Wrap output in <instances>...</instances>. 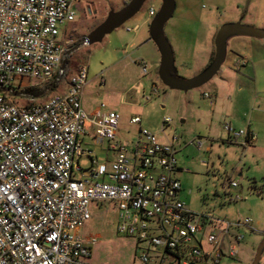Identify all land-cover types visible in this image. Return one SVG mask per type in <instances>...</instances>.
<instances>
[{"label": "built area", "instance_id": "obj_1", "mask_svg": "<svg viewBox=\"0 0 264 264\" xmlns=\"http://www.w3.org/2000/svg\"><path fill=\"white\" fill-rule=\"evenodd\" d=\"M155 15L150 7L148 17ZM74 19V0H0V264H85L96 242L83 240L78 229L90 220L91 205L106 203L117 211V233L135 241L138 264H220L235 258L237 247H226L225 239L233 228L253 231L252 221L225 222L190 211L179 199L178 139L160 141L139 128L130 144L117 141L114 112L104 104L91 113L82 107L86 68L64 93L42 104L8 101L25 79L47 82L62 72L71 51L69 41L58 43L59 28ZM137 65L146 77V62ZM158 94L152 82L143 101ZM170 124L165 118L160 132ZM89 131L92 145L105 146L112 160L81 149L80 139ZM222 131L228 142L241 141L243 147L255 139L229 123ZM204 145L195 143L198 150ZM83 156L90 159L86 169L80 166ZM232 238L239 244L244 237Z\"/></svg>", "mask_w": 264, "mask_h": 264}, {"label": "rangeland", "instance_id": "obj_2", "mask_svg": "<svg viewBox=\"0 0 264 264\" xmlns=\"http://www.w3.org/2000/svg\"><path fill=\"white\" fill-rule=\"evenodd\" d=\"M129 1H84V5L94 8V16L81 15L75 5L74 21L59 28L58 43L63 45L64 41H69L68 49L71 51L64 60L66 65L62 72L47 82L25 79L7 95L8 101L21 106L42 104L53 95L61 94L68 81L81 68H87L84 93L87 90L89 94L100 97L109 91L114 94L113 99L105 100L104 97L97 103L104 104L117 115V141L130 144L137 137L139 128L156 135L160 141L164 136L178 139L176 157L181 172L176 174V178L181 184L182 201L190 211L225 222L236 223L246 218L252 221L253 231L248 228L230 230L231 237L225 239L228 242L225 245L234 244L237 256L222 258L220 262L251 264L264 235L260 234L264 231V122L250 120V112L256 109V97L264 93V42L231 39L227 44L225 62L211 81L187 93L170 91L158 80L159 55L148 35L153 20L148 17V9L153 7L157 14L160 0H148L134 19L131 18L102 42L82 46L84 38L105 21L110 11L121 10ZM174 3V13L163 32L172 48L177 76L182 79L197 76L209 65L214 56V38L223 25L239 22L264 31V0H253L254 5L249 8H246V0H174ZM135 20H146L139 31L143 33L146 45L140 44L139 49L138 46H124L132 36L124 28ZM140 60L147 64L149 73L146 77L141 75L137 65ZM237 60L244 65L236 68ZM114 62L115 66L112 65ZM152 82L156 83L159 94L144 102L143 96L149 93ZM127 88H131V95H135L133 102L126 100L125 92L130 91ZM204 93L210 96L209 100L203 99ZM211 102L213 110L210 109ZM236 116L244 128L251 124L258 139L256 145L243 148L241 141H227L222 125L224 122L235 125L232 120ZM133 118L140 119V126L129 124ZM165 118H169L171 124L161 133ZM198 141L205 142L201 150L195 146ZM80 147L84 152L92 151L99 158L106 154L90 141L81 143ZM202 162L205 167L201 166ZM89 164L88 158L83 156L81 168L86 169ZM230 183H235L237 188L232 189ZM235 197L239 198L237 202L233 201ZM90 217L78 229L80 237L96 242L85 264H138L136 255L139 252L136 253L135 241L117 233V211L111 204L91 205ZM235 234L244 237L239 244L232 242ZM259 264H264V253Z\"/></svg>", "mask_w": 264, "mask_h": 264}, {"label": "water", "instance_id": "obj_3", "mask_svg": "<svg viewBox=\"0 0 264 264\" xmlns=\"http://www.w3.org/2000/svg\"><path fill=\"white\" fill-rule=\"evenodd\" d=\"M148 0H130L127 6L121 10L110 11L103 23L91 31L83 40L82 46H91L102 40L115 30L122 27L133 18ZM174 0H160V8L151 21L148 29L150 41L155 46L159 55L157 77L162 86L170 91L187 93L200 89L211 81L225 62L227 44L234 38H246L264 42V31L241 25L239 22L225 24L217 32L214 38V56L209 65L197 76L191 79H182L177 76L174 66L172 48L168 43L163 29L174 13ZM66 61L61 64L63 70ZM264 253V235L255 250L251 264H259Z\"/></svg>", "mask_w": 264, "mask_h": 264}, {"label": "crops", "instance_id": "obj_4", "mask_svg": "<svg viewBox=\"0 0 264 264\" xmlns=\"http://www.w3.org/2000/svg\"><path fill=\"white\" fill-rule=\"evenodd\" d=\"M254 4H253V0H246V8H249V7H252ZM148 14V13H147ZM136 16V15H135ZM132 19H134V17L132 18ZM132 21V20H131ZM132 23V25L131 26H129V27H126V28H124V31L125 32H127L126 31V29H131V31L130 32H127V33H130L132 36H130V39L128 40V42L126 43V44H124V46L125 47H127V48H133V47H136V46H138V49L141 47V46H143V45H146V41H145V37H143V33H141V32H139L140 31V29L146 24V20L145 21H140V20H135L134 22H131ZM149 41H150V39H149ZM257 41V40H256ZM140 44H141V46H140ZM150 52H152V50H150ZM137 53H138V51H137ZM152 56H154L153 55V53H152ZM243 60H244V58H242ZM245 61V60H244ZM236 63V62H235ZM111 65V64H110ZM112 65H116L115 64V62L112 64ZM111 65V66H112ZM235 67H236V65H234ZM239 67H242V66H239ZM236 68H238V67H236ZM87 69V68H86ZM88 71V70H87ZM88 73V72H87ZM70 81V80H69ZM69 81H68V83H67V87L65 88V90L62 92V93H64L66 90H67V88H68V86H69ZM102 84H105V82L104 81H102L101 82ZM260 83V82H259ZM86 85H87V82H86V84H85V86H84V88H83V90H82V107H83V109L87 112V113H91L95 108H97L99 105H98V103H97V101L101 98H104L105 97V100H108V99H113V97H114V94H113V92L112 91H109V93L108 94H106V95H104V96H102V97H100L99 95H97V94H92V93H90L89 94V92L86 90V92L84 93V90H85V87H86ZM127 90H130L129 92H125V96H127V98H126V100H128L129 102H133L134 100H135V95H131V88H127ZM241 90V89H240ZM61 93V94H62ZM204 94H206V93H204ZM124 95V94H123ZM261 97H259V96H257L256 97V101H257V103H255V108L257 109H253V111H251L250 112V114H251V117H252V119H250L251 120V122L253 121L254 123H260V122H264V108H262V106H264V93H260L259 94ZM204 99V98H203ZM205 100H207V99H205ZM127 101V102H128ZM212 104V105H211ZM210 109L211 110H213V108H214V104L211 102L210 104ZM252 108V107H251ZM106 110H108V111H111L107 106H106ZM113 112V111H112ZM115 113V112H114ZM257 115H256V114ZM245 115V114H244ZM243 115V116H244ZM232 122H234V124L235 125H233L231 122H224V123H229L232 127H234L235 129H244V130H248V131H250L253 135H254V141L252 142V143H250V144H248V145H256L257 144V142H258V139H257V137L255 136V134H254V132H253V129L250 127L251 126V124L250 123H248V125L247 124H245V125H247V127L246 128H244V125L242 126V121H240V119H239V116H236V117H233V120H232ZM223 123V124H224ZM141 124V123H140ZM119 133V132H118ZM167 140H169L170 138H168V137H166V136H164ZM85 141H90L91 142V132L89 131V134L88 135H86V136H84V137H82L81 139H80V143H85ZM162 141H164V138H162ZM92 143V142H91ZM95 147V146H94ZM243 147V146H242ZM246 147V146H245ZM97 148H99L102 152H105L106 154L103 156V154H102V156H100V159H106V160H112V155L111 154H108L107 152H106V150H105V146H103V147H97ZM244 148V147H243ZM207 149H208V152L210 151V149L207 147ZM89 151V150H88ZM92 152V151H91ZM92 154H93V157L94 158H99V157H96L95 155H94V153L92 152ZM88 160H89V163H90V159L88 158ZM90 165V164H89ZM180 168V167H179ZM179 172H181V171H179ZM178 173V172H177ZM176 173V174H177ZM179 181V180H178ZM181 185V184H180ZM181 193H182V190H181V192H180V194H179V199L182 201V198H181ZM183 202V201H182ZM264 233V231L263 232H260V234H263ZM82 238V237H81ZM83 239V238H82ZM87 239H89V238H87ZM87 239H83V240H87ZM92 248V247H91Z\"/></svg>", "mask_w": 264, "mask_h": 264}, {"label": "flooded vegetation", "instance_id": "obj_5", "mask_svg": "<svg viewBox=\"0 0 264 264\" xmlns=\"http://www.w3.org/2000/svg\"><path fill=\"white\" fill-rule=\"evenodd\" d=\"M84 1L86 0H74V6L76 5L81 15L86 14L88 16H94L96 13L94 8H90V6L84 5Z\"/></svg>", "mask_w": 264, "mask_h": 264}, {"label": "trees", "instance_id": "obj_6", "mask_svg": "<svg viewBox=\"0 0 264 264\" xmlns=\"http://www.w3.org/2000/svg\"><path fill=\"white\" fill-rule=\"evenodd\" d=\"M55 85V84H54ZM55 87V86H54Z\"/></svg>", "mask_w": 264, "mask_h": 264}]
</instances>
